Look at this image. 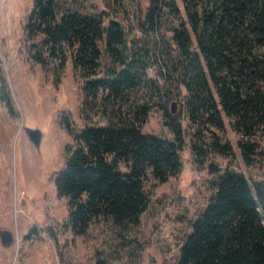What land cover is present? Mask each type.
Returning <instances> with one entry per match:
<instances>
[{"label":"trees","instance_id":"16d2710c","mask_svg":"<svg viewBox=\"0 0 264 264\" xmlns=\"http://www.w3.org/2000/svg\"><path fill=\"white\" fill-rule=\"evenodd\" d=\"M180 1L139 0L136 26L107 20L89 8L92 0H33L25 15L29 58L50 74L55 90L68 56L76 72L80 65L97 68L81 86L87 116L90 93L100 88L125 99L147 84L143 73L150 63H161L159 73L176 88L163 84L165 101L159 102L173 138L142 130L150 108L146 103L133 116L118 114L107 125L89 120L77 125L66 109L60 113L72 142L65 145L55 185L67 197V221L74 234L103 223L120 244L127 230L140 224L149 204L147 166L160 181L182 166L184 114L173 112L170 104L180 93L186 114L198 124L199 138L202 126L224 130L226 114L234 117L241 133L238 143L245 160L252 162L257 152L252 137L264 130V0ZM150 81L153 95L161 92ZM0 102L18 116L1 57ZM214 134L213 149L228 153L230 143ZM193 146L204 151L197 142ZM214 188L193 220L176 264H264V182L251 184L242 171L227 168L214 180ZM52 228L44 224V229ZM102 251L96 248L94 264H110V255L120 252ZM115 257L119 264L120 257Z\"/></svg>","mask_w":264,"mask_h":264},{"label":"rangeland","instance_id":"374dc122","mask_svg":"<svg viewBox=\"0 0 264 264\" xmlns=\"http://www.w3.org/2000/svg\"><path fill=\"white\" fill-rule=\"evenodd\" d=\"M32 2L0 0V57L18 111V116H12L0 102V235L3 230L12 235L10 244H3L0 236V264H94L96 248H104L102 252L109 255L114 248L119 249L115 254L121 259L119 264H176L193 220L214 191V180L225 169L242 171L251 184L264 182V130L252 137L257 152L248 163L238 143L241 133L233 125L234 117L224 114V130L202 126L203 137L199 138L195 133L198 124L186 114V102L180 93L170 104L175 101L174 112L182 110L184 114L182 166L165 181L147 166L144 180L149 204L140 224L131 226L125 233L127 238L122 239L125 243L120 244L112 228L103 223L93 224L86 233L74 234L67 221V197L55 185L56 171L64 163L65 145L72 142V132L61 123L60 113L66 109L77 125H84L86 120L107 125L118 114L133 116L135 108L146 103L150 108L142 130L173 138L159 102L165 101L163 84L176 88L159 73L161 63H150L143 73L145 83L153 79L161 92L156 90L158 94L153 95L155 90L146 84L120 99L99 88L88 96L89 114L85 115L81 86L97 68L80 65L76 72L68 56L57 89L53 88L50 74L27 53L24 23ZM89 8L107 20L112 17L136 26L139 0H92ZM32 133L39 137L38 142ZM214 133L230 143L228 153L213 149ZM194 142L204 151L194 147ZM210 162L217 168L210 169ZM46 223L53 226L51 231L44 229ZM63 243L62 258L59 250ZM115 256L110 255V264H117Z\"/></svg>","mask_w":264,"mask_h":264},{"label":"water","instance_id":"95a60500","mask_svg":"<svg viewBox=\"0 0 264 264\" xmlns=\"http://www.w3.org/2000/svg\"><path fill=\"white\" fill-rule=\"evenodd\" d=\"M175 110H176L175 109V101H173L172 102V111L174 112ZM32 134L34 136V139L38 142L39 141V137L38 136L36 137V135L34 133H32ZM209 166H210V169H216L217 168L216 164L213 163V162H210V165ZM0 236H1V240H2L3 244H10L11 243V241H12V235H11V233L8 230H3L1 232V235Z\"/></svg>","mask_w":264,"mask_h":264}]
</instances>
